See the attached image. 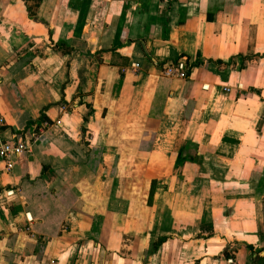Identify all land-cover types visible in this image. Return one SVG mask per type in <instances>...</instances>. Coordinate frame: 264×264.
Listing matches in <instances>:
<instances>
[{
	"label": "crops",
	"instance_id": "0c3cea01",
	"mask_svg": "<svg viewBox=\"0 0 264 264\" xmlns=\"http://www.w3.org/2000/svg\"><path fill=\"white\" fill-rule=\"evenodd\" d=\"M0 137V264H264V0H0Z\"/></svg>",
	"mask_w": 264,
	"mask_h": 264
},
{
	"label": "built area",
	"instance_id": "2783aa9c",
	"mask_svg": "<svg viewBox=\"0 0 264 264\" xmlns=\"http://www.w3.org/2000/svg\"><path fill=\"white\" fill-rule=\"evenodd\" d=\"M138 67V64L135 65ZM166 76H176V77H187L188 68L185 61L179 60L174 64L167 65L164 70ZM44 132L43 129L40 130V134L35 135V138L39 137ZM31 144L24 140H3L0 137V160L5 162V169L11 171L14 166V157L19 156L22 153L30 152Z\"/></svg>",
	"mask_w": 264,
	"mask_h": 264
}]
</instances>
